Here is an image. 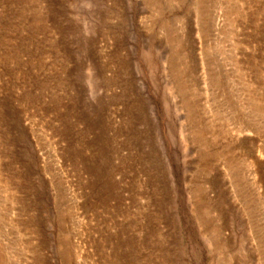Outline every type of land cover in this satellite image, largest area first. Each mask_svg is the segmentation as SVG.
Here are the masks:
<instances>
[{"label": "rangeland", "instance_id": "obj_1", "mask_svg": "<svg viewBox=\"0 0 264 264\" xmlns=\"http://www.w3.org/2000/svg\"><path fill=\"white\" fill-rule=\"evenodd\" d=\"M0 264H264V0H0Z\"/></svg>", "mask_w": 264, "mask_h": 264}]
</instances>
